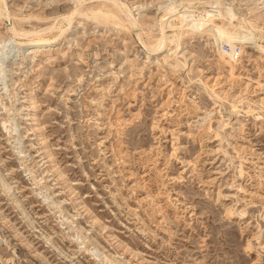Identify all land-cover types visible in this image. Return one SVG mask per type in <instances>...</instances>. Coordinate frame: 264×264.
<instances>
[{"label":"rangeland","instance_id":"1","mask_svg":"<svg viewBox=\"0 0 264 264\" xmlns=\"http://www.w3.org/2000/svg\"><path fill=\"white\" fill-rule=\"evenodd\" d=\"M127 1L141 38L86 11L67 24L73 0H4L0 264H264V1L226 0L256 42L185 29L190 12L154 51L171 0ZM12 24L66 30L31 49Z\"/></svg>","mask_w":264,"mask_h":264},{"label":"bare ground","instance_id":"2","mask_svg":"<svg viewBox=\"0 0 264 264\" xmlns=\"http://www.w3.org/2000/svg\"><path fill=\"white\" fill-rule=\"evenodd\" d=\"M83 1L84 0H73L74 6L71 8V11L69 13L64 14L62 17L67 22V24H70V22L74 18V15H78L86 11L94 19L98 21L109 20L110 22L114 24H117V25L120 24V25L125 26L126 29L127 28L132 29L136 31L139 37L141 38L142 31H143L141 27V22L138 18L134 16L130 8L131 6L127 0H101L95 6H89L88 8H84ZM263 1L264 0H262L261 2ZM210 9H216L217 11H219V14L226 15V17L228 18V20L225 21L226 26H223V24L220 22L219 15H216L215 12L212 13L208 11ZM161 10H162V14L156 20V25L158 27V35L155 37L154 40L150 41V43L148 44L143 41L146 48L150 51L159 50L165 47L167 45V34H166L167 26L168 25H172V26L181 25L182 22L184 23L186 21L184 20V18L190 12L193 13V14H190L192 20H188L187 18V21L185 22V24L181 25L183 28L185 27L184 25H186L185 29L188 27L190 31L197 30L201 32L204 30L205 26L212 27V25H216L217 26V29L215 32L216 38L220 40L221 43L225 42V43L230 44L231 47H234L233 44L235 42L237 41L241 42V40L243 39L241 37L248 33L252 35L255 42H256L255 40L256 38H261L257 30L254 32L252 30L256 26L251 29V26H252L251 22H249L248 20L244 21L240 13L234 8V6L231 5L230 2L226 0H181V1L171 0L169 3L161 5ZM0 15L8 16V11L5 8L4 0H0ZM172 20L173 22L170 24ZM15 26L16 25L12 24L9 27H7L8 30L13 35L12 37H15V36L17 37L20 35H27L28 33H33L36 35L30 41L29 47H31V49H33L34 47L37 48V46H42L43 44L51 45L52 42H55L59 38V36L62 35L63 31L66 30L65 28L63 27L61 28L59 26L58 28L59 33H57V35L53 34L51 37H48L40 33L41 29H36L38 30L36 32L25 31V30L21 31V30H17ZM54 27H56V25ZM54 27L53 29H55ZM228 27H231L232 29H236V28H239V29H237V31L235 32L233 31L231 32V30H229ZM47 29H50V28H47ZM56 30H57V27H56ZM257 44L264 50V45L259 44V43ZM29 47L25 48L27 52L29 51ZM157 60L159 62H168L171 66L175 65L173 60L168 55H160L159 58L157 57ZM209 87L212 89L211 86ZM32 107L33 108L36 107L34 100L32 101ZM216 135H218V133ZM239 213L242 214L243 211Z\"/></svg>","mask_w":264,"mask_h":264}]
</instances>
